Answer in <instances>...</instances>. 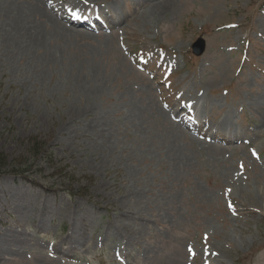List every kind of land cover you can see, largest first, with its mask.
I'll return each mask as SVG.
<instances>
[{
  "label": "rangeland",
  "instance_id": "obj_1",
  "mask_svg": "<svg viewBox=\"0 0 264 264\" xmlns=\"http://www.w3.org/2000/svg\"><path fill=\"white\" fill-rule=\"evenodd\" d=\"M28 2L0 0V151L39 139L75 181L0 175V264H264V0H41L12 27ZM92 6L108 30L60 17Z\"/></svg>",
  "mask_w": 264,
  "mask_h": 264
},
{
  "label": "trees",
  "instance_id": "obj_2",
  "mask_svg": "<svg viewBox=\"0 0 264 264\" xmlns=\"http://www.w3.org/2000/svg\"><path fill=\"white\" fill-rule=\"evenodd\" d=\"M28 145V154L32 158L31 160H26V157L19 156L14 159L13 164L9 163L6 156L3 152L0 151V175L11 174L14 176H19L21 178L29 180L28 182L38 185L33 180L30 179L32 176L31 167L35 166V172L37 175H41L45 177L43 174V170H41L39 165H36L37 160H42L48 167H51V172L48 173L46 177L53 178V180H58V178H64L65 182H67L66 189L64 190L66 193L71 194L73 191L70 187L72 183H74L75 179L73 176H68L66 174L67 166L56 165L52 154L50 153L47 144L44 141H41L36 138H31L27 140ZM22 165V166H21ZM43 174V175H42ZM54 185V184H53ZM53 185L50 186L47 190H52ZM80 187L78 190H81Z\"/></svg>",
  "mask_w": 264,
  "mask_h": 264
},
{
  "label": "bare ground",
  "instance_id": "obj_3",
  "mask_svg": "<svg viewBox=\"0 0 264 264\" xmlns=\"http://www.w3.org/2000/svg\"><path fill=\"white\" fill-rule=\"evenodd\" d=\"M31 1V0H30ZM159 2V1H158ZM162 2V1H160ZM29 6L27 8H24L22 5H20L21 7L18 8H12V6H9L8 8L11 10V12L9 14H7L6 16V20L12 24V27H30L28 22L30 21V19L34 18V13L35 12H45L42 9H37V7L41 8L42 7V2L41 0H32V2H28ZM69 8V7H68ZM24 9L27 11V13H24ZM37 9V10H36ZM70 9V8H69ZM13 10H16L15 12H13ZM71 10V9H70ZM92 10V9H91ZM114 10V9H112ZM72 11V10H71ZM85 11V10H84ZM93 11V10H92ZM5 12V11H4ZM74 12L79 13L81 11H76L74 10ZM104 14V18L106 19V25L108 26V24L112 25L114 22L111 21V17L107 16L106 12H100ZM35 19V18H34ZM65 21V23L68 24V21H66L65 19H63ZM38 22V21H37ZM27 24L26 26H24V24ZM32 23V22H29ZM69 25H71V23H69ZM73 27V26H72ZM81 28H85V27H81ZM29 29H33V27L29 28ZM39 30V29H38ZM108 30V29H106ZM36 31L35 29L33 30V32ZM110 31V30H109ZM21 34V33H20ZM35 36L32 35H28V38L31 40H36V39H41L42 35L39 32H35ZM24 36V35H23ZM39 38H38V37ZM223 126V123H222ZM222 140V139H221Z\"/></svg>",
  "mask_w": 264,
  "mask_h": 264
},
{
  "label": "water",
  "instance_id": "obj_4",
  "mask_svg": "<svg viewBox=\"0 0 264 264\" xmlns=\"http://www.w3.org/2000/svg\"><path fill=\"white\" fill-rule=\"evenodd\" d=\"M192 52L195 55H200L204 50V41L201 38H198L193 44H192Z\"/></svg>",
  "mask_w": 264,
  "mask_h": 264
},
{
  "label": "snow or ice",
  "instance_id": "obj_5",
  "mask_svg": "<svg viewBox=\"0 0 264 264\" xmlns=\"http://www.w3.org/2000/svg\"><path fill=\"white\" fill-rule=\"evenodd\" d=\"M85 2H87V0H85Z\"/></svg>",
  "mask_w": 264,
  "mask_h": 264
}]
</instances>
